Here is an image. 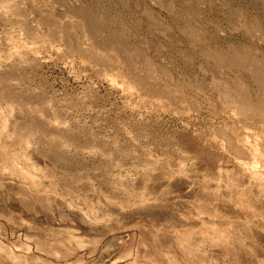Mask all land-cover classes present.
<instances>
[{
  "label": "rangeland",
  "instance_id": "rangeland-1",
  "mask_svg": "<svg viewBox=\"0 0 264 264\" xmlns=\"http://www.w3.org/2000/svg\"><path fill=\"white\" fill-rule=\"evenodd\" d=\"M0 264H264V0H0Z\"/></svg>",
  "mask_w": 264,
  "mask_h": 264
}]
</instances>
